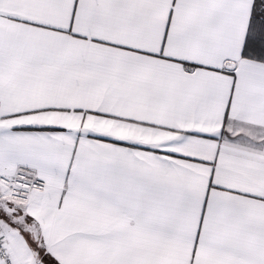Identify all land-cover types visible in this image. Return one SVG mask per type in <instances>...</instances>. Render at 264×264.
<instances>
[{
    "label": "snow or ice",
    "instance_id": "obj_1",
    "mask_svg": "<svg viewBox=\"0 0 264 264\" xmlns=\"http://www.w3.org/2000/svg\"><path fill=\"white\" fill-rule=\"evenodd\" d=\"M0 264H264V0H0Z\"/></svg>",
    "mask_w": 264,
    "mask_h": 264
}]
</instances>
